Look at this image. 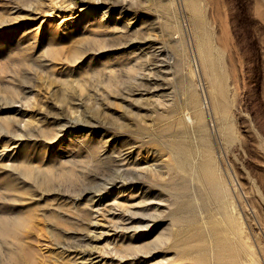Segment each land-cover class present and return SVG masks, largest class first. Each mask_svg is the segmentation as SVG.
<instances>
[{
	"label": "rangeland",
	"instance_id": "374dc122",
	"mask_svg": "<svg viewBox=\"0 0 264 264\" xmlns=\"http://www.w3.org/2000/svg\"><path fill=\"white\" fill-rule=\"evenodd\" d=\"M264 264V0H0V264Z\"/></svg>",
	"mask_w": 264,
	"mask_h": 264
},
{
	"label": "bare ground",
	"instance_id": "6f19581e",
	"mask_svg": "<svg viewBox=\"0 0 264 264\" xmlns=\"http://www.w3.org/2000/svg\"><path fill=\"white\" fill-rule=\"evenodd\" d=\"M101 262V259H99L98 256L90 257V263L91 264H99Z\"/></svg>",
	"mask_w": 264,
	"mask_h": 264
}]
</instances>
